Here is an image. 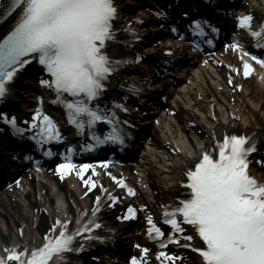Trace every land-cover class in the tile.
Instances as JSON below:
<instances>
[{"label":"snow or ice","instance_id":"6c2138e0","mask_svg":"<svg viewBox=\"0 0 264 264\" xmlns=\"http://www.w3.org/2000/svg\"><path fill=\"white\" fill-rule=\"evenodd\" d=\"M0 9H3L0 23L18 13L7 34L0 39V100L7 95L8 84L14 81L18 71L30 59L38 58L49 77L42 78L40 83L54 90L53 102L63 105L69 122L80 130L85 123L91 128L97 122L106 121L111 125L110 131L103 140L96 135L93 139L99 143L112 141L123 144L124 129L118 126L116 112L102 108L100 103L111 74L127 62L112 57L107 51L110 43L119 42L118 30L114 26L118 15L116 0H6L0 2ZM155 14L172 23L173 31H180L163 7ZM183 15L188 16V13ZM238 20L239 25L252 36H264V24L259 31L253 30L250 13L238 17ZM189 27L193 35L207 36L206 28L219 32L203 18L193 20ZM134 36L139 39L138 34L134 33ZM208 42L212 43L211 40ZM233 46L238 48L239 44ZM256 46L264 47L259 43ZM248 54L264 66V58ZM243 71L248 76L253 71L252 65L245 61ZM42 100L41 97L40 108L31 121V128L37 131L30 137L40 147L45 141L62 138L53 119L43 114ZM115 107L123 108L119 104ZM123 110L127 111L126 108ZM0 122L10 125L16 135L27 132L18 125L15 116L9 117L7 113L0 112ZM216 147L218 158L206 150L194 167L187 169V179L181 183L186 185L188 195L182 199L178 197L180 202L171 206V212L168 205L164 206L165 221L174 231L183 233L181 222L176 219L182 214V220L194 227L206 244V247L195 249L201 254L204 264H264V181L257 180L248 171L249 156L258 150L256 141L250 135L226 134ZM90 167L88 164L77 166L66 159L58 165V170L67 174L76 168L77 175L82 176L83 170ZM122 186L127 187L126 184ZM92 187H96L95 182H92ZM129 193L135 194L131 188ZM99 211L100 197H97L91 218L85 221L83 215L78 216L75 228H70L67 221L57 220L56 225L45 234L40 247L33 244L25 245L22 250L9 249L6 258L0 257V264H71L68 253L83 251V245L74 246L76 237L103 239L92 235L93 230L100 227ZM128 211L130 216L135 213L132 208ZM148 224L150 235L154 230L157 237L164 236L151 216L148 217ZM57 225L60 226L58 234ZM85 232L90 235L84 236ZM184 238L193 239L191 235ZM168 240L178 242L175 236H169ZM164 246L161 244V247ZM147 251L144 248V252ZM158 256L173 261L176 259L174 254L165 252H160ZM131 264H143V261L132 257Z\"/></svg>","mask_w":264,"mask_h":264},{"label":"bare ground","instance_id":"6f19581e","mask_svg":"<svg viewBox=\"0 0 264 264\" xmlns=\"http://www.w3.org/2000/svg\"><path fill=\"white\" fill-rule=\"evenodd\" d=\"M130 1L132 0H118V4L123 8L129 6ZM162 1L173 5L172 0ZM240 4L244 15L250 13L253 16L252 26L256 20L264 17V0H244ZM190 5H192L190 1L179 3L173 6L172 13L177 15L183 8L199 9L198 6ZM2 10L0 9V12ZM17 15L18 13H13L0 23V39L10 29ZM233 21L236 22L238 33L243 38L250 37L249 31L239 25L238 19L235 20L234 17ZM155 26L156 24L148 20L142 25L135 23L130 31L121 30L120 41L115 45V51L125 54L139 52L142 48L134 33L138 34L140 39L149 38L148 36L154 33L152 28ZM177 55L188 56L189 52L164 48L148 56L145 66L135 72L139 74L143 69L144 80L152 82V86L158 89L167 79L162 77L161 73H154L158 72L156 69L150 70L146 66L154 65L158 69L165 61ZM243 64L238 54L230 53L201 69L199 77L189 82L188 89L184 94H180V99L172 106L170 117L163 120L160 126H153L150 129L153 149L143 159L140 173L129 175L114 172L83 173L81 176L77 175V171H71L46 181L28 179L10 196L0 198V257L6 258L9 249L20 250L25 245L40 244L47 231L56 225L57 220L67 221L69 227H74L77 225L78 216L83 215L84 218L92 213V209L96 207V198L100 197V211L97 217L101 225V235L110 238L111 244L107 248L122 252L129 242L143 244L144 248L149 249L147 253L139 254L137 249L132 251L139 256L143 264H161V261H164V264H202V259L194 250L193 244L197 248L203 244L191 225L177 217L184 232L174 231L169 225L164 236L157 237L149 234L148 217L151 216L154 223L164 224L162 220L165 216L164 206L168 205L170 208L175 205L176 197L183 190L181 171L187 169V166L197 158L200 148L210 145L215 137L221 138L224 133L245 132L256 137L258 150L249 158L248 171L257 180L264 181V163L261 162L264 161V76L261 78L254 72L244 76ZM42 78L44 79L43 74L39 73L37 80L40 82ZM129 83L126 75L119 74L114 77L112 86L116 88L115 94L121 91L126 94L131 87ZM179 88L177 93L182 91V86ZM153 89L154 87H146L144 92L150 94ZM166 92H169L168 89ZM155 93L160 91L155 90ZM23 97L26 98L24 95ZM138 106L139 109L134 108L132 111V117L142 120L145 117L146 122L151 120L152 117L146 118L150 112L141 111L142 106ZM0 112H4V109ZM14 141V137H9L6 142L12 146ZM116 166L117 164H114V167ZM7 169L5 164L0 167L2 176L8 174ZM128 171L129 169L125 170ZM122 179L127 180V187L119 186ZM86 180L90 182L85 183ZM92 182H95L96 187H92ZM129 188L134 190V195L129 193ZM113 198H116L114 202ZM152 202L158 204L159 210L149 209ZM130 205L142 209L140 218L134 222L123 216V209ZM44 219L47 228L43 227ZM1 225H5L6 229L16 230L13 241H7L6 235L1 232ZM59 227L57 225V229ZM188 235L193 239L184 238ZM169 236H175L178 242L169 241ZM161 244L165 246L161 247ZM76 245L77 247L83 245V251L78 252L76 256L78 260H82V264H98L97 261L86 258L89 251L95 252L99 248L96 240L81 238ZM144 248L141 250L144 251ZM160 252L174 254L176 259L173 261L167 257H160L158 256ZM112 258L116 260L115 257Z\"/></svg>","mask_w":264,"mask_h":264},{"label":"rangeland","instance_id":"374dc122","mask_svg":"<svg viewBox=\"0 0 264 264\" xmlns=\"http://www.w3.org/2000/svg\"><path fill=\"white\" fill-rule=\"evenodd\" d=\"M36 73H37V70L34 71V75H33L34 77H35ZM31 80H32V78H29V79H26L24 82L31 81ZM21 91L22 90H19V88L18 89H16V88L14 89V92L18 93L17 96L20 95ZM149 209L157 210L158 209V204L155 203V202H152L150 207H149ZM42 224H43L44 228H47V222L45 221V219L42 220ZM1 232L6 235V239H7L8 242L14 240L15 234H16V230L15 229H13V228L12 229H6L5 225H3L1 227Z\"/></svg>","mask_w":264,"mask_h":264}]
</instances>
